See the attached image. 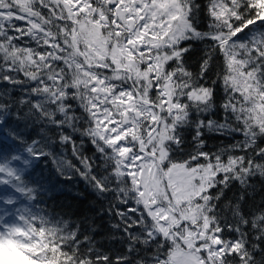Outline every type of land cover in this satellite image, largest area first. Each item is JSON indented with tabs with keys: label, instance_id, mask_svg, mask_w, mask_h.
<instances>
[{
	"label": "snow or ice",
	"instance_id": "obj_1",
	"mask_svg": "<svg viewBox=\"0 0 264 264\" xmlns=\"http://www.w3.org/2000/svg\"><path fill=\"white\" fill-rule=\"evenodd\" d=\"M205 132L226 143L205 151ZM48 158L100 214L23 203L47 190L26 173ZM4 250L19 256L0 264H264V0H0Z\"/></svg>",
	"mask_w": 264,
	"mask_h": 264
},
{
	"label": "trees",
	"instance_id": "obj_2",
	"mask_svg": "<svg viewBox=\"0 0 264 264\" xmlns=\"http://www.w3.org/2000/svg\"><path fill=\"white\" fill-rule=\"evenodd\" d=\"M215 118V117H213ZM41 125L34 126L33 129H24L26 134H30L35 138L38 134ZM206 136V148L205 151L216 152L217 147L221 144H225L226 140L219 136L205 132ZM87 147V146H86ZM88 154H91L89 149ZM70 157V152L67 154ZM179 158V157H178ZM56 165L51 158L40 159L36 161L34 165L28 169L30 173V179L35 180L40 177V182L45 185L46 191L38 189L39 195L36 196L35 202L24 201L23 203H30L33 211H36L40 215H47L49 218L56 217L57 219L63 217L72 223H76L81 219L82 215L95 216L101 213L100 204L97 201L95 193L87 187L86 182L79 176L73 175L71 179L66 180L64 177L58 175L55 171ZM36 186V185H31ZM231 195V193H229ZM256 203H259V197L256 199ZM251 206V204L249 205ZM95 208L96 212H90L88 209ZM107 222V217H105ZM51 226V225H50ZM225 238H228L227 236ZM97 244H109L103 236L96 237ZM121 247L120 244L116 245V248ZM116 248L112 249V254H119ZM13 256H19L15 250L0 251V259L11 258ZM18 264H31L30 261L23 257H20Z\"/></svg>",
	"mask_w": 264,
	"mask_h": 264
},
{
	"label": "flooded vegetation",
	"instance_id": "obj_3",
	"mask_svg": "<svg viewBox=\"0 0 264 264\" xmlns=\"http://www.w3.org/2000/svg\"><path fill=\"white\" fill-rule=\"evenodd\" d=\"M20 23V22H19Z\"/></svg>",
	"mask_w": 264,
	"mask_h": 264
},
{
	"label": "rangeland",
	"instance_id": "obj_4",
	"mask_svg": "<svg viewBox=\"0 0 264 264\" xmlns=\"http://www.w3.org/2000/svg\"><path fill=\"white\" fill-rule=\"evenodd\" d=\"M19 23V22H18Z\"/></svg>",
	"mask_w": 264,
	"mask_h": 264
}]
</instances>
